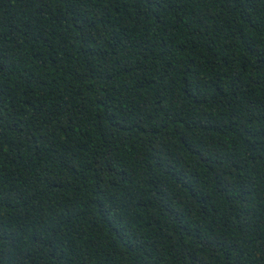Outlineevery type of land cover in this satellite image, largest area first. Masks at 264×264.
<instances>
[{
    "label": "trees",
    "instance_id": "1",
    "mask_svg": "<svg viewBox=\"0 0 264 264\" xmlns=\"http://www.w3.org/2000/svg\"><path fill=\"white\" fill-rule=\"evenodd\" d=\"M0 264H264V0H0Z\"/></svg>",
    "mask_w": 264,
    "mask_h": 264
}]
</instances>
